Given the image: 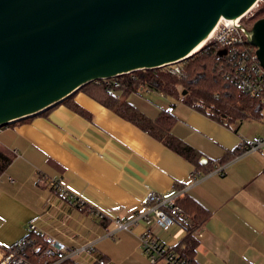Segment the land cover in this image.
I'll use <instances>...</instances> for the list:
<instances>
[{
    "label": "crops",
    "instance_id": "0c3cea01",
    "mask_svg": "<svg viewBox=\"0 0 264 264\" xmlns=\"http://www.w3.org/2000/svg\"><path fill=\"white\" fill-rule=\"evenodd\" d=\"M142 92L166 96L143 87L127 100L151 118L173 106V133L193 145L205 165L197 169L192 159L78 90L73 101L85 113L62 100L0 127V148L12 157L0 174V246L21 240L35 223L38 233L69 245L92 240L107 264H166L150 261L140 236L150 230L175 248L190 232L186 226L175 222L165 229L140 219L131 230H118L115 219H135L150 192L187 194L209 212L194 231L195 264H264V143L202 171L240 149L243 139L264 137V109L259 119L218 121L183 100L158 107ZM72 263L98 264L87 253Z\"/></svg>",
    "mask_w": 264,
    "mask_h": 264
},
{
    "label": "water",
    "instance_id": "95a60500",
    "mask_svg": "<svg viewBox=\"0 0 264 264\" xmlns=\"http://www.w3.org/2000/svg\"><path fill=\"white\" fill-rule=\"evenodd\" d=\"M258 2L0 0V127L93 80L180 62L221 17L243 16ZM245 33L264 66V17Z\"/></svg>",
    "mask_w": 264,
    "mask_h": 264
},
{
    "label": "trees",
    "instance_id": "16d2710c",
    "mask_svg": "<svg viewBox=\"0 0 264 264\" xmlns=\"http://www.w3.org/2000/svg\"><path fill=\"white\" fill-rule=\"evenodd\" d=\"M263 17L264 2L259 4L253 14L243 20L249 28L256 20ZM244 44L249 46L251 52L255 53L256 47L254 45L248 42ZM219 51V46L211 45L209 48L206 45L203 46L178 63L181 66L179 73H172L170 65L153 69H138L120 74L115 78H109V80H93L83 85L79 90L92 96L123 118L137 124L141 129L148 131L180 154L192 159L198 169L205 165L199 161L202 154L193 145L173 133L177 117L168 110H162L157 117L151 118L138 109L135 104L128 101L127 97L146 87L162 92L164 95L182 96L185 104L218 121L227 119L229 122H235L237 119H259L262 116L264 106L258 98L244 91L238 85L233 78L236 69L235 61L230 59V54L221 55ZM116 81L120 83L118 86H115ZM74 95L75 93L65 98L64 101L71 104L76 110L85 113V110L73 101ZM239 153L240 149L236 148L214 160L210 166H206L202 171L207 174L217 165L223 164ZM11 162L12 157L5 154L0 148V174ZM177 202L184 209L195 214L198 222L197 228L209 216L208 210L187 194L178 197ZM196 229L190 230L177 247H168V250L177 255L179 259L187 260L188 264H195L193 256L198 244L194 235ZM23 238L34 239L33 244L44 241V236L37 231H32ZM19 241L10 247L15 246ZM27 249L28 253L30 252L29 257L35 258V255L32 254V246ZM63 264L73 263L72 260H67Z\"/></svg>",
    "mask_w": 264,
    "mask_h": 264
},
{
    "label": "built area",
    "instance_id": "2783aa9c",
    "mask_svg": "<svg viewBox=\"0 0 264 264\" xmlns=\"http://www.w3.org/2000/svg\"><path fill=\"white\" fill-rule=\"evenodd\" d=\"M247 13L236 20L221 17L205 45L207 48L215 45L219 46L220 50L227 49L226 54H230V59L236 63L235 75H233L234 80L244 91L258 98L264 106V66L261 65L256 51L255 53L251 52L249 46L244 44L248 42L245 33L248 27L243 20ZM180 62L167 64L171 66L170 71L172 73L181 72V66L178 64ZM115 83V86L120 84L117 81ZM172 110L173 106L169 108V111ZM263 143L264 137L262 136L243 139L240 143L239 154L257 150L261 148ZM9 178L11 179V177ZM58 188L70 201L77 200L79 202V198L74 197L65 187L58 186ZM178 197L180 196L165 197L156 192H150L145 200V210L136 211V217L133 220L116 218L117 229L131 230L132 224L140 219H145L148 223L151 222L165 229L175 222L186 226L189 231L196 229L198 222L195 214L184 209L177 202ZM29 226L32 231L37 228L35 223ZM110 235L114 237V232H111ZM140 239L144 251L148 254L152 263L165 261L166 264H188L187 260L179 259L177 255L168 250L169 246L154 237L150 230L146 229ZM33 243L34 239L22 238L15 246L8 248L0 246V264H63L67 260H75L82 253L94 255V259L98 264H107L104 257L97 255L95 242L92 240L79 245H69L66 241L56 236L45 234L43 242ZM29 246H32V254L35 255V258L29 257L30 252L28 253L27 249Z\"/></svg>",
    "mask_w": 264,
    "mask_h": 264
},
{
    "label": "rangeland",
    "instance_id": "374dc122",
    "mask_svg": "<svg viewBox=\"0 0 264 264\" xmlns=\"http://www.w3.org/2000/svg\"><path fill=\"white\" fill-rule=\"evenodd\" d=\"M264 2V0H259V2H258V4H256L255 5V7L254 8H252V10L251 11H249L248 13H247V15L243 18L244 20L246 19V18H248L251 14H253V12H255V10L258 8V6H259V4H262ZM145 92V91H144ZM144 92H142V96H144L145 98H146V100L148 99V100H150V101H152V102H156V101H158L160 104H158L157 106L158 107H161L163 104H168L169 102H173V103H175V104H180V103H182V96L180 97V96H172V95H166V96H162V97H159L158 95H157V97H156V95H154V94H147V93H144ZM133 98H135V100L137 99L136 97H133ZM11 245H9V246H6L7 248L8 247H10Z\"/></svg>",
    "mask_w": 264,
    "mask_h": 264
},
{
    "label": "bare ground",
    "instance_id": "6f19581e",
    "mask_svg": "<svg viewBox=\"0 0 264 264\" xmlns=\"http://www.w3.org/2000/svg\"><path fill=\"white\" fill-rule=\"evenodd\" d=\"M240 17V16H239ZM237 17V18H239ZM223 18V17H222ZM237 18H229V19H233V20H236ZM216 28V25L215 27L212 29V31L189 53V54H192V53H195L196 51H198L199 49H201L205 44H207L206 42L208 41L209 37L212 35V33L214 32V29Z\"/></svg>",
    "mask_w": 264,
    "mask_h": 264
}]
</instances>
